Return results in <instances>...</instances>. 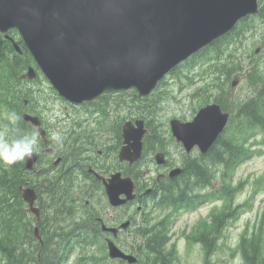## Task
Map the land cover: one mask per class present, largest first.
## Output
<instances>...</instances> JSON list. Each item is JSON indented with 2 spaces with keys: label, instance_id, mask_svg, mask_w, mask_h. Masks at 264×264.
<instances>
[{
  "label": "trees",
  "instance_id": "trees-1",
  "mask_svg": "<svg viewBox=\"0 0 264 264\" xmlns=\"http://www.w3.org/2000/svg\"><path fill=\"white\" fill-rule=\"evenodd\" d=\"M255 17L260 20L264 30V0H259V8L255 16L240 20L230 32L212 42L169 73L175 74L183 66L194 68L195 59L199 58L201 53L211 50L215 54L216 59L212 69H210V73L213 74L210 78L211 82H208L209 85L204 83L205 87L203 86L202 88H198L195 85L191 96L197 97L202 94L201 96L208 98V100L212 97L214 102L220 104L223 110L230 113V118L225 131L216 139L206 154H200L199 157L192 159L186 158L182 161H187V163L184 164L183 172L178 174L177 177L156 180L154 177H142L135 167L125 168L127 170L125 171L126 174L130 175L137 185L143 182L152 187L149 195L152 198L151 202L146 204L141 200V220L144 222L143 225L145 227H141L139 232L134 235V238L142 239L141 242L145 251L142 257L143 261H141V255L138 254L140 260L137 263L168 264V258L164 254V248L167 244L165 229L168 228V222L165 220L164 222L163 220L153 222L152 220L155 218L153 213L165 211L171 208L170 206L179 207L191 204L196 200V194L193 191L190 192L184 186V183L192 181L194 187L197 185L203 186L204 184L210 185L214 177H216V166L219 167V172L223 170L221 176L229 169L235 168L249 156L247 155V141L254 134L255 129L264 130V31L261 39L263 51L259 54L254 50L250 51L253 43L252 41L250 42V37L257 29L253 22ZM8 34L15 41H21L15 30L9 31ZM245 47H247V50H244ZM30 65H34V61L25 47H21L20 52L16 51L12 41L6 38L5 34L0 33V106L17 113L20 117L23 111L37 114L35 111L41 102L40 92H32L29 89L26 91L21 87L23 79L20 78V75ZM234 74H243L249 80L251 87L248 94L240 95V97L236 96L231 102L232 93L228 90L230 89L229 79ZM193 76L197 77L198 74H193ZM183 77L187 83L181 84V87L194 85L195 79L188 75H183ZM180 80L182 81V78ZM162 82H164V79L159 82V85ZM210 87L214 89L206 94ZM50 89L61 101L77 108L60 98L52 87ZM115 95L119 100L126 96H130L131 99L140 102L148 99L147 97L136 99L133 92ZM44 96H46V100H52L51 97L45 94ZM107 96L110 95H105L100 99L80 105L79 108L82 111H77L74 114L78 116H83V113L86 114L88 116V124L85 127L88 129L95 128L97 133L101 132L102 128L94 127L90 123V117L97 116L96 125H103L105 130L109 128L119 134L124 120L127 118H142L146 121L147 128V133L143 139V155L147 152L161 150L159 148L162 147L160 137L155 134L156 127L151 124V111L148 109L150 112L146 114L145 111L139 110V103L137 105L125 103L128 107V112L124 117L120 116L121 113H118V110L121 111L120 107L124 104L121 103L123 100L120 103H118L119 101L117 103L114 102V108L110 109ZM25 100H27L26 105L24 104ZM200 100L201 102L204 101L202 98ZM204 103L206 102L201 104ZM117 114L118 118L115 117ZM58 123L57 126L53 125V127L73 128L76 126L70 117H68V120L64 121L62 119ZM18 127L24 132H30L33 129L22 118L18 121ZM85 127L83 126V128ZM3 128L0 124V129ZM166 132L169 134V129H166ZM104 134H106V131ZM86 136H90V131H87ZM169 138L173 140L170 134ZM76 150L78 149L74 145L69 148V153L73 155ZM144 152L146 153L144 154ZM70 162L67 159L64 161L62 169L66 171V174H63V178L49 173L47 175V171L42 166L27 170L24 167V160L10 166L0 163V264H69L70 252L76 248H82L86 252L84 255L77 256L72 264H122L124 262L122 260L110 261L105 256L94 258L93 252L89 250L96 246L105 247V245L103 243V245L99 246L98 243L101 238L97 236L98 233L88 228V230L78 229L72 234L70 233L72 230H66L65 228L55 229L47 234L48 231H44L41 226H38L40 238L35 237L34 225H36V218L27 210V205L21 197V188L23 186L33 187L40 194V200L42 199V194H47L49 202L47 201L46 203H50V209L47 212L49 217L57 216L58 213L55 209L91 208L93 197L91 196V189L87 186L93 184V178L91 184L88 179L86 181L83 178L76 180L78 169L70 166ZM238 186L236 185L235 187L237 188ZM94 191L100 192L99 185L96 186ZM232 199L229 204L225 201L221 211L230 208ZM85 200H89L88 205L85 204ZM46 203L42 202V204ZM241 205L238 204L232 208L231 212L225 213V218L238 208L240 209ZM45 222L46 219L42 215L40 223L43 224ZM52 222L55 224L59 223L55 220ZM88 222L91 223V221ZM132 224H136L134 218H132ZM262 224L263 220L261 219L257 227L262 229ZM222 226L219 227L217 233H221ZM246 233L247 227L240 233L238 242V250L242 255L244 264H264V250L261 248L259 241L255 240L256 232L251 233V240L246 239L244 236ZM137 245L139 246V242ZM137 252H139L138 249Z\"/></svg>",
  "mask_w": 264,
  "mask_h": 264
},
{
  "label": "water",
  "instance_id": "water-1",
  "mask_svg": "<svg viewBox=\"0 0 264 264\" xmlns=\"http://www.w3.org/2000/svg\"><path fill=\"white\" fill-rule=\"evenodd\" d=\"M257 11L258 0H0V33L20 51L7 34L16 30L57 94L80 104L131 89L136 97L148 96L172 69ZM35 76V68L29 66L21 78ZM235 83L236 79L232 85ZM228 118L229 113L213 102L200 107L190 121L172 118L169 126L186 152L196 146L205 153ZM22 119L39 127L46 145L40 118L24 112ZM145 132L143 119L123 123L120 160L132 163L139 159ZM36 160L35 152L31 159H25V168L31 169ZM155 160L162 163L163 154L157 153ZM179 172L174 168L169 176ZM103 182L112 206L135 197L134 183L128 176L116 172ZM122 194L124 198H120ZM22 197L28 209L38 215L34 189L24 188ZM128 224L125 221L120 226ZM107 230L116 233L118 229ZM107 249L111 258L136 262L134 255L110 239Z\"/></svg>",
  "mask_w": 264,
  "mask_h": 264
},
{
  "label": "rangeland",
  "instance_id": "rangeland-1",
  "mask_svg": "<svg viewBox=\"0 0 264 264\" xmlns=\"http://www.w3.org/2000/svg\"><path fill=\"white\" fill-rule=\"evenodd\" d=\"M253 22L257 29L250 37V42H253L250 51H255L258 48L256 53L259 54L263 51L261 39L264 30L258 18L255 17ZM16 43L23 47L20 41L17 40ZM244 50H247V47ZM215 60V54L211 50H207L201 53L199 58L195 59L194 68L183 66L177 73L168 74L164 78V82L155 88L153 91L155 93L153 94L152 92L146 96L148 99L140 102L131 99L130 96H126L119 100L116 95H110L107 96L108 106L112 109L114 108V102L117 103L119 101L118 103H120L123 100L121 103L124 104L120 107L121 111L118 110V113H121L120 116L123 117L128 112V107L125 103H133V105L139 103V110L145 111L146 114L151 111V124L156 127L155 134L160 137L162 145V147H159L161 150L156 151H162L170 164H180L186 158L199 157L200 153L197 148L186 153L180 143H176L174 139L171 140L169 138L166 129H169L170 119L191 120L201 106L213 101L212 97L208 100V98L201 96L202 94L197 97H193L191 94L195 85L198 88H202L204 83L211 82L210 78L213 74L210 73V69H212ZM210 62L211 64L209 65ZM193 74H198V76L194 77ZM183 75H188L195 79L194 85L181 87V84L187 83L183 79ZM180 78H182V81ZM235 79L236 83L231 85ZM229 83L230 89L228 90L232 93L231 102L236 96L240 97V95H246L250 92L249 80L243 74L232 75ZM49 86V82L38 72L35 79H23L21 85L22 89L26 91L29 89L32 92L41 93V102L35 112L43 117L46 128L49 126L53 127V125L57 126L59 124L58 121H62V119L66 121L68 117L73 122L78 119V116L74 113L82 111L79 108L80 106L75 108L61 101L53 94L50 89L51 86ZM213 89L210 87L206 94ZM44 94L51 97L52 100H46ZM112 97L113 100H116L113 101ZM200 98L204 99V101L201 102ZM203 102L206 103L201 104ZM40 110L42 111L40 112ZM10 113L12 112L0 106V124L2 127L9 124L8 116ZM115 117L118 118V114ZM92 125L102 128L100 137L106 131V134H111L113 138L114 130L109 128L105 130L103 125H96L94 122H92ZM83 126L85 127L86 125L82 124L79 128L88 129L86 127L83 128ZM75 127L78 126L76 125ZM92 129L94 128H89L87 131L90 130V133H92ZM96 135V132H94V136ZM156 151L144 152L146 154L142 155L141 161L138 162L144 172L142 177H148L151 171H154L153 174L156 176L157 165L153 160ZM247 155L249 156L239 165L229 169L222 176L221 172L223 170L219 172V167L216 166V177H214L210 185L204 184L203 186L197 185L194 187L193 193L199 195L191 204L179 207L169 205L171 208L153 213L155 217L152 220L153 222L156 220L168 222V228L165 229L167 244L164 248L168 264H244L242 255L238 250V242L240 240L239 235L245 227H247V233L244 235L246 239L251 240V233L255 231V240L259 241L261 248L264 250V130L255 129L254 134L249 137ZM236 185L239 186L236 188ZM231 199L230 208L221 211L225 201L229 204ZM238 204H242L241 208L229 214L228 216L230 217L227 216L225 218V213L231 212L232 208ZM136 206L137 204H134L129 209V213L135 219L136 224L130 226L128 233L122 231L116 239L112 236L108 237L112 238L122 250L136 256L138 262L140 260L138 254L141 255V261H143L142 257L145 251L141 242L142 239L134 238V235L139 232L144 222L141 220L142 213L140 215L135 213ZM261 219L263 220L262 229L257 227ZM221 226V233H217ZM102 240H99V246L103 245ZM138 242L139 246L137 245ZM106 249L98 246L93 248L94 258L105 256L108 259L109 256H107ZM137 249L139 252H137ZM76 253H78L77 250L73 252V254ZM72 260L73 257L70 258V263H72ZM122 264H127V262L124 261ZM137 264H142V262Z\"/></svg>",
  "mask_w": 264,
  "mask_h": 264
},
{
  "label": "flooded vegetation",
  "instance_id": "flooded-vegetation-1",
  "mask_svg": "<svg viewBox=\"0 0 264 264\" xmlns=\"http://www.w3.org/2000/svg\"><path fill=\"white\" fill-rule=\"evenodd\" d=\"M78 116V115H77ZM95 123L94 121H91ZM74 123L78 126L72 128V127H48L45 128L46 130V138H47V144L44 145L41 143V140L39 142L38 148L36 152L38 153L37 162L35 163V166H42L48 175L51 174L53 176L61 178L63 174H66V171L63 170L64 161L65 159L70 160L69 163L72 167H77L78 173H76L75 179L78 180L84 179L85 181L88 179V181L91 184V180L93 178V184L88 185L87 187L91 189V196L92 203L91 208L86 209H78V208H60L55 209V211L58 213L56 217H49L48 216V210L50 209V203H46L48 201L47 194H42V199L40 200V194L37 195V198L34 202V205L36 208H38V215L35 216V223L34 225V231L35 229L38 232V226H41V228L44 231L49 232L55 230V229H66V230H72L70 233L77 231L78 229H85V230H92L96 231L98 233V237L103 239L105 241L106 237L113 236L111 232H107L102 228L103 225H112V226H118L120 223V219L122 215H116L114 216L113 207L110 206L108 202V198L105 193V187H104V179H107L113 174L114 172L121 173L122 176H125L127 170L125 168H129V164L126 160H120L119 159V151L122 146V133L120 131L119 133H115L113 135V138L111 134H104L100 137V133H97L96 129H92L90 133V136H86V131L88 129H81L79 128L80 125L88 124V116L83 113V117L79 119L74 120ZM52 130H62L63 134L65 136L64 140V146L62 149L57 150L51 141V131ZM95 130V131H94ZM90 131V130H89ZM94 132H96V136H94ZM99 141V142H98ZM76 146L78 150L74 151V154L71 155L69 153V148ZM165 155V154H164ZM69 157L73 158L70 159ZM155 157V156H154ZM153 157V158H154ZM186 162H182L180 164H170L167 161V158H164V161L160 164H156V180L160 179H172L169 176V172L174 168H179L181 174L183 172L184 164ZM136 168H138L136 166ZM33 169V168H32ZM31 169V170H32ZM139 173V168L136 169ZM70 172V171H69ZM144 173V172H143ZM150 173H154V171H151ZM178 176V175H177ZM176 176V177H177ZM63 178V177H62ZM38 181V179H37ZM97 184V185H96ZM100 187V192L94 191L96 186ZM37 192V191H36ZM38 193V192H37ZM141 196V200H148V195L143 194ZM148 193V192H147ZM79 199V198H78ZM42 202H45L46 204H42ZM49 202V201H48ZM85 204H89V200H85ZM128 204L126 203L125 208L128 211ZM42 215L45 217L46 222L40 223V219ZM90 215V216H88ZM58 221L59 223L55 224L52 221ZM88 221H91L88 222ZM83 227V228H80ZM88 228V229H87ZM127 232L128 230H124ZM121 230L118 231L117 235L115 237L117 238L119 234H121ZM128 233V232H127ZM35 235V234H34ZM128 235V234H126ZM38 238L39 235L37 234ZM114 237V236H113Z\"/></svg>",
  "mask_w": 264,
  "mask_h": 264
},
{
  "label": "clouds",
  "instance_id": "clouds-1",
  "mask_svg": "<svg viewBox=\"0 0 264 264\" xmlns=\"http://www.w3.org/2000/svg\"><path fill=\"white\" fill-rule=\"evenodd\" d=\"M21 117L12 112L8 116L9 124L0 129V163L13 165L18 161L31 159L36 152L41 132L39 127H33L32 131L24 132L18 127ZM65 136L62 130L51 131V141L57 150L64 146Z\"/></svg>",
  "mask_w": 264,
  "mask_h": 264
},
{
  "label": "bare ground",
  "instance_id": "bare-ground-1",
  "mask_svg": "<svg viewBox=\"0 0 264 264\" xmlns=\"http://www.w3.org/2000/svg\"><path fill=\"white\" fill-rule=\"evenodd\" d=\"M184 186H186V188H187L190 192H192L193 189H194V184L192 183V181H186V182L184 183ZM34 233H37V234H38V232H37L36 229H35Z\"/></svg>",
  "mask_w": 264,
  "mask_h": 264
}]
</instances>
